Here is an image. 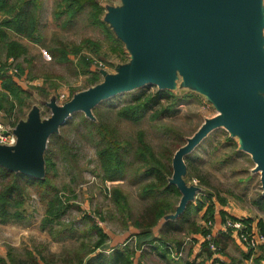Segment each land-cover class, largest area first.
<instances>
[{
  "label": "rangeland",
  "instance_id": "374dc122",
  "mask_svg": "<svg viewBox=\"0 0 264 264\" xmlns=\"http://www.w3.org/2000/svg\"><path fill=\"white\" fill-rule=\"evenodd\" d=\"M39 2L41 42L34 44L25 38L10 34L9 40H16L27 48L26 56L18 61L7 58L4 47L0 45V65L4 66L2 71L7 72L29 93V97L25 98L27 106L19 108L14 104L12 111H9V100H5V109L0 110V123L4 125L15 127L19 121L27 119L32 109H37L40 119L45 120L51 114L50 109L45 105L50 100L54 99L62 105L72 98L73 93L92 87L89 79L93 73L105 71L108 74H116L118 67L130 62V53L126 47L122 44L123 50L113 48L104 31L90 23L88 12L80 16L74 24L63 27L62 20L56 21L53 18L55 0H39ZM100 2L104 6L100 19H104L109 7L122 6L121 0H100ZM262 6L264 9V0ZM83 41L93 42L95 45ZM59 43L64 44L68 50L79 47L80 53L76 56L69 53V63H57L51 56L50 50L59 47ZM82 56L86 58L85 61H91L87 68L83 63L79 64ZM17 64L23 67V73L20 74ZM102 81L103 77L99 75L98 83ZM158 91L160 90L156 86L147 85L117 95L97 105L93 116L96 120L115 125L120 136L129 140L135 138L138 130H143L146 142L155 152L160 153L174 141L186 142L205 120L218 114L205 96L191 86H182L179 77L176 88L170 91L179 99L170 116L156 121H150L146 116L139 124H131L117 117L118 109L133 96ZM159 93L160 97L164 95L163 92ZM165 100L166 98L162 101ZM171 101L172 99L167 100L168 103ZM17 119L20 120L17 122ZM66 131H68L66 136L73 137L70 130ZM228 139L236 143L237 147ZM76 143L73 156L66 160L59 157L54 159L57 169L54 181L59 196L65 205L70 206L65 215L59 221H53L44 227V219L47 218L46 199H40L33 189L29 188L28 201L23 214L26 219L21 222L0 224V251H34L41 260L45 259L41 261L42 264H63L74 259L76 255L86 254L100 238L91 230V221L102 230L104 235L102 238L104 246L92 253L91 257L97 253L105 254L109 250L105 246L109 236L120 238L123 235L129 236L130 231L136 230L129 226L131 223L129 219L126 220L125 217V221L123 220L121 210L115 207L109 194L112 188H119L127 197L132 217L137 216L144 209L148 200L140 197L139 187L145 182H142L141 177L136 178L134 174L137 169L136 164H131L123 180L103 183L99 177L100 169L93 147L82 142ZM194 153L190 154V161L193 162L191 171L195 176L185 175L184 180L188 186L195 183L200 188L192 203L195 204L198 200L205 201L202 211L194 217L196 223L207 230L205 225L225 209L240 219H249L253 225H256L254 230L260 232L257 223L264 221L263 202L260 199L262 193L260 174L254 172V163L250 156L240 151L238 137H231L223 129L215 130L199 144ZM196 177L204 179L207 187L199 185ZM217 195L224 199L225 205L219 203ZM169 199L174 206L180 198L170 196ZM210 205L213 208L212 217L205 219L204 213ZM173 214L172 212L168 215ZM168 219L164 218L160 225ZM151 256L145 257L144 264H157L156 259ZM172 262L180 264L179 260Z\"/></svg>",
  "mask_w": 264,
  "mask_h": 264
},
{
  "label": "water",
  "instance_id": "95a60500",
  "mask_svg": "<svg viewBox=\"0 0 264 264\" xmlns=\"http://www.w3.org/2000/svg\"><path fill=\"white\" fill-rule=\"evenodd\" d=\"M109 7L103 21L130 53V62L116 74L98 71L103 81L76 93L62 105L46 103L50 117L41 120L32 109L19 121L13 146L0 145V167L43 179L44 153L51 135L75 113L93 121L94 108L117 95L147 85L172 91L179 77L212 103L218 114L207 119L179 147L171 160L169 184L180 199L176 219L200 188L185 182L188 156L213 131L238 137L260 174L264 198V9L262 0H121ZM163 218V219H164ZM167 221V220H166ZM165 222V221H164Z\"/></svg>",
  "mask_w": 264,
  "mask_h": 264
},
{
  "label": "trees",
  "instance_id": "16d2710c",
  "mask_svg": "<svg viewBox=\"0 0 264 264\" xmlns=\"http://www.w3.org/2000/svg\"><path fill=\"white\" fill-rule=\"evenodd\" d=\"M103 5L100 0H55L53 9V18L56 21L62 20L63 27L74 24L80 16L88 12L90 23L94 27H99L104 31L106 37L112 42L113 48L122 49V43L116 39L113 31L103 19H100L103 13ZM40 8L39 0H0V45L4 47L7 58L18 61L21 57L26 56L27 48L16 40H9V35L13 34L27 39L29 42L39 44L42 36L39 32L38 9ZM89 42V41H83ZM90 44L95 45L93 42ZM59 47L50 50L51 56L57 63H69L68 54L78 55L80 48L75 47L68 50L64 44L59 43ZM120 49V50H121ZM123 50V49H122ZM85 57H80L79 64L88 67L91 61H85ZM3 65H0V110L5 109V100H9V111H12L14 104L19 108L27 106L25 98L29 93L21 88L8 73L3 72ZM18 71L23 73V67L16 65ZM3 70V71H2ZM98 71L92 74L89 79L90 86L98 84ZM163 92L162 101L160 93ZM74 93L72 94V96ZM171 102H167V100ZM11 101V102H10ZM10 102V103H9ZM179 99L169 91H158L156 93H140L125 103L117 111V117L131 124H139L146 116L150 121H156L172 114L173 109L177 106ZM94 114V110H93ZM20 119H17V122ZM16 122V123H17ZM70 130L73 137L66 136ZM228 141L233 143L231 139ZM76 142L86 143L94 149L98 166L100 169L99 177L103 183L123 180L128 174V168L132 163L136 164L137 169L134 171L136 178L142 179L143 183L139 188L140 197L147 199L144 209L137 216L132 217L126 195L119 188H112L109 191L113 204L118 210H121L123 220H130L129 226L137 230L132 239L123 249H114L109 258V264H132L133 257L137 252L143 253V247L152 246L161 247L162 251L171 257L172 253H181L183 251L184 238L188 235H206L209 231L196 223L195 215L200 213L205 206L204 200H198L195 204L189 203L184 212L176 219L167 220L162 223L155 236L154 230L160 226L163 218L174 213L175 207L171 204L170 196L179 197L180 193L175 186L169 184L171 178V160L176 150L185 144L184 140L172 142V145L166 146L163 152L157 153L146 142L145 132L138 130L135 138L129 140L122 138L115 125L96 120L86 119L82 113L73 114L66 123L59 128L58 134L50 136L47 148L44 153V170L43 179H34L21 173H14L0 167V224L5 225L11 222H21L26 218L23 217L25 205L29 196V188L40 199H46L47 210L43 226L59 221L65 215L70 206L60 198L59 192L54 181L57 173L54 159L59 157L62 160L73 156V151L77 147ZM195 149L190 153L195 154ZM190 154L185 157L186 175L194 177L191 171L193 162L190 161ZM198 184L207 187L206 181L201 177H196ZM219 203L225 205L224 199L218 197ZM263 202L264 198L260 196ZM179 202V201H178ZM172 211V212H171ZM212 205L208 206L204 216L205 219L212 217ZM224 211L219 213L221 219L227 215ZM250 225L249 219L243 220ZM92 222L91 230L95 231L100 237L94 243L92 249L84 255L76 257L63 264H105V256L97 253L94 257L87 256L95 253L104 245L103 232ZM128 226V225H127ZM128 226V227H129ZM259 231L264 234V221H258ZM185 236V237H184ZM184 237V238H182ZM226 237L229 238L227 235ZM195 242V239L192 243ZM160 243L159 246L158 244ZM215 244L218 247L217 237ZM206 243L201 244V253L199 256L209 258L211 253L208 251ZM264 250V248H263ZM220 252V249L218 248ZM172 258V257H171ZM26 263L19 260H10V264H36L32 259H26ZM42 261H45L42 258ZM76 262V263H75ZM0 264H5L0 259ZM194 264V263H193Z\"/></svg>",
  "mask_w": 264,
  "mask_h": 264
},
{
  "label": "crops",
  "instance_id": "0c3cea01",
  "mask_svg": "<svg viewBox=\"0 0 264 264\" xmlns=\"http://www.w3.org/2000/svg\"><path fill=\"white\" fill-rule=\"evenodd\" d=\"M224 212L226 213L227 216H230L235 219H239L238 216L233 215L232 213L229 212V210H225ZM215 221V229L213 230L215 239L217 237V243H218V248L220 249V255L222 259L224 260H229L233 263H242V264H255L256 262H259L260 264H264V246L260 247L258 251H248L244 246H242L235 238L231 237H226V234H222L219 232V227H220V221L221 217L220 215H215L214 220ZM252 226L256 228V225ZM161 228V225L156 227L154 230L155 236H158V232ZM129 236H120V238H113L111 236L108 237V240H106L105 246L109 248L105 254L104 260L105 264H109V258L111 255V252L114 249H123L124 246L129 243V241L132 239L133 235L137 233V230L135 231H130ZM195 237V243L192 245H189L185 251L182 253V255L177 258L173 259L171 258L167 253L165 254L162 251V248H154L152 246H145L143 247V253L141 254L140 252H137L135 256L133 257L132 264H144V259L145 257L152 255L154 259H156L157 264H173L172 260L175 261H180V264H193L194 259L197 256V251H199L200 244L202 242V238L199 235H194ZM159 244L160 243H155ZM104 246V245H103ZM119 247V248H118ZM91 258L90 256H87L85 260ZM0 259L4 260L5 264H10V260H19L21 262L26 263V259H32L35 261L36 264H42V260L38 257V255L32 251V252H22V251H17V252H7L6 250L0 251ZM102 264V262H100Z\"/></svg>",
  "mask_w": 264,
  "mask_h": 264
},
{
  "label": "built area",
  "instance_id": "2783aa9c",
  "mask_svg": "<svg viewBox=\"0 0 264 264\" xmlns=\"http://www.w3.org/2000/svg\"><path fill=\"white\" fill-rule=\"evenodd\" d=\"M13 126H8L0 123V145L13 146L16 143V137L13 134ZM196 186V184L194 183ZM219 232L226 234L229 237L235 238L242 246H244L248 251L254 252L258 251L260 247L264 246V234L255 231L252 225L246 224L243 219H235L230 216H226L220 221ZM215 221H209L205 227L209 231L205 236H201L202 243H206L208 251L211 253L209 258L199 256L201 253V244L199 251H197V256L194 259V264H242L233 263L229 260L222 259L218 248L215 244V235L213 230L215 229ZM195 239L194 235H189L185 237L183 242V251L181 253H172V258H179L185 249L192 245V241Z\"/></svg>",
  "mask_w": 264,
  "mask_h": 264
}]
</instances>
